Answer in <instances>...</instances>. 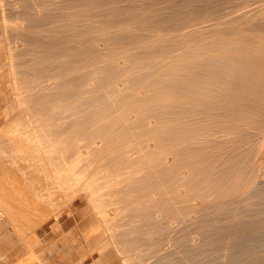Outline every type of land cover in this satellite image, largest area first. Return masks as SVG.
I'll return each mask as SVG.
<instances>
[{"label":"bare ground","instance_id":"6f19581e","mask_svg":"<svg viewBox=\"0 0 264 264\" xmlns=\"http://www.w3.org/2000/svg\"><path fill=\"white\" fill-rule=\"evenodd\" d=\"M1 50L0 169L85 198L99 251L264 264V0H0ZM39 203L37 236L64 218Z\"/></svg>","mask_w":264,"mask_h":264},{"label":"rangeland","instance_id":"374dc122","mask_svg":"<svg viewBox=\"0 0 264 264\" xmlns=\"http://www.w3.org/2000/svg\"><path fill=\"white\" fill-rule=\"evenodd\" d=\"M253 1L254 0H251V3ZM106 26H107L106 24H103L101 22H95L93 30L95 31V33L103 32ZM4 54H5L4 51L1 50L0 61L4 60L5 58ZM2 106L3 105L1 104L0 109L2 108ZM13 117L15 116H12V118ZM2 122L3 119L0 118V125L2 124ZM5 142L6 139L0 140V143L2 144ZM0 149H2V147H0ZM2 156L5 157L4 155ZM6 157L9 158L10 156H6ZM11 158L13 161H15V159H17L18 157L15 156ZM28 176L29 175L27 174L26 169L25 168L23 169L22 167H9L8 169H0V178H2L3 182L6 184L7 190H9L13 195L11 197L0 196V207H4L9 211L3 218H0V259L1 260L4 259L6 260L8 257L15 256L16 258H19L20 264H26L27 262H29L27 264H124L121 258L118 256L116 257V254L113 251L112 252L110 250L99 251L100 248L99 246H96L87 240L86 230L96 219L95 218L96 214L93 207L86 202L85 198L79 197L77 202L71 201L70 199L71 202L70 203L69 197L66 196L65 193H63L61 197L58 195L57 196L54 195L53 192L55 188L49 179L44 178L42 176L43 178L41 180H33L30 179ZM21 178H23L24 181ZM158 182L159 180L156 177H154L152 183L145 185L143 190L140 191L139 195H136V197H134L133 199H135V201H142L148 204L155 205L156 199L151 198L152 197L151 195L156 192L158 188ZM32 199H35L38 203L40 202L39 205H42V207L45 206L53 211L57 210L58 212L59 209L61 210L64 209L63 211L60 210L58 212L60 214L64 213L61 214L62 216L64 215L63 216L64 221L62 220L61 223L56 225L55 228H53L50 231L51 233L50 232L45 233L46 236L45 234L37 236L36 235L37 231H35L36 225L38 224L39 220H42V218L40 217H43L42 216L43 214H39L38 212L27 213L26 211L29 208L32 209L31 208L33 206L31 204ZM128 201L133 202L132 199H128ZM12 206H16V207L18 206L20 208H24L26 212L15 213L13 210H11ZM148 215L149 213L146 211L144 216V221L143 223H141V226H146V223L151 221ZM152 222L153 224H155L154 220ZM15 225L17 226L16 230L14 229V227H16ZM31 228L33 229L31 230ZM48 239H50L49 242H47ZM178 240H180V237L175 239V241ZM32 241L35 242L32 243ZM37 242L39 243L44 242V243L41 245V244H37ZM150 242H152V245L148 246L147 244H149ZM76 243L78 244L81 243V246L83 248L78 247ZM144 243L146 244L144 260L135 261L133 264H156L159 259V246L156 244L157 243L156 235L152 237L151 241L149 238H145ZM57 244H62V245H60L61 247H58L59 245ZM31 246L33 247L30 248ZM173 246L174 245L172 243L169 244V248H172ZM188 246L191 247L189 244ZM183 248L188 249L187 246L186 247L183 246ZM34 251H36V253ZM97 251L99 253H97ZM104 252H108V254L107 253L105 254ZM32 254L34 256H32ZM85 254L87 256H85ZM96 254L99 255V256L97 255L98 258ZM101 254H103L104 256ZM109 254L110 256H108ZM36 257H41V258H36ZM105 258L107 260H105ZM82 259H86V260H82Z\"/></svg>","mask_w":264,"mask_h":264},{"label":"crops","instance_id":"0c3cea01","mask_svg":"<svg viewBox=\"0 0 264 264\" xmlns=\"http://www.w3.org/2000/svg\"><path fill=\"white\" fill-rule=\"evenodd\" d=\"M18 263H19V258H16L15 256L14 257H8L6 260L0 259V264H18Z\"/></svg>","mask_w":264,"mask_h":264}]
</instances>
